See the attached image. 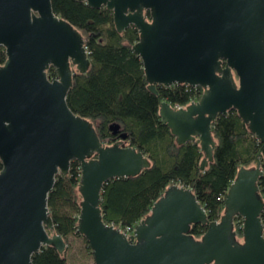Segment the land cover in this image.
<instances>
[{
	"label": "water",
	"instance_id": "95a60500",
	"mask_svg": "<svg viewBox=\"0 0 264 264\" xmlns=\"http://www.w3.org/2000/svg\"><path fill=\"white\" fill-rule=\"evenodd\" d=\"M79 1L105 6L118 32L137 29L132 50L152 93L158 96L156 85L203 88L184 107L166 101L159 107L177 144L199 140L200 169L213 159L212 122L230 109L264 143V0ZM0 46L6 54L0 65V264H33L32 256L47 245L64 253L47 202L56 175L68 174L73 159L80 163L76 231L94 264H264L259 164L239 167L220 219L200 238L189 231L207 224L205 208L178 183L167 186L127 236L103 221L101 189L150 162L124 145L125 134L102 143L94 124L68 106L73 73L90 67L80 31L53 12L51 0H0ZM109 129L115 134L119 125ZM236 216L243 219L241 239Z\"/></svg>",
	"mask_w": 264,
	"mask_h": 264
},
{
	"label": "trees",
	"instance_id": "16d2710c",
	"mask_svg": "<svg viewBox=\"0 0 264 264\" xmlns=\"http://www.w3.org/2000/svg\"><path fill=\"white\" fill-rule=\"evenodd\" d=\"M51 5L57 16L80 31L90 60L86 73L75 71L72 75V86L66 96L68 106L94 124L102 143L110 145L121 139L120 134H125L124 145L142 152L150 162V167L139 174L113 178L102 186L99 206L105 223L120 229L135 226L150 212L167 186L178 183L190 188L205 208L207 224H194L189 231L194 238H200L209 222L220 219L227 189L240 166L260 165L258 187L264 199V143L249 131L235 109L218 115L212 122L211 133L216 143L213 159L200 169L204 153L199 140L177 144L159 115V107L163 101L174 108L184 107L198 100L203 88L156 85L157 96L148 90L141 58L132 50L139 38L133 25L118 32L112 12L105 6L89 7L79 0H51ZM145 15L149 16L148 11ZM5 59V49L0 46V65ZM47 75L55 78V69L50 67ZM112 123L119 125L115 134L109 129ZM79 179L80 163L73 159L68 174H57L48 194L49 214L67 248L71 236H80L76 231ZM261 219L264 227V211ZM242 223L243 219L236 216L238 239L242 238ZM32 263L68 264V260L65 253L60 254L54 246L47 245L32 256Z\"/></svg>",
	"mask_w": 264,
	"mask_h": 264
},
{
	"label": "rangeland",
	"instance_id": "374dc122",
	"mask_svg": "<svg viewBox=\"0 0 264 264\" xmlns=\"http://www.w3.org/2000/svg\"><path fill=\"white\" fill-rule=\"evenodd\" d=\"M64 253L68 264H94L93 255L81 235L70 237V248L66 247Z\"/></svg>",
	"mask_w": 264,
	"mask_h": 264
},
{
	"label": "built area",
	"instance_id": "2783aa9c",
	"mask_svg": "<svg viewBox=\"0 0 264 264\" xmlns=\"http://www.w3.org/2000/svg\"><path fill=\"white\" fill-rule=\"evenodd\" d=\"M180 106H177L176 108H178ZM121 231H123L127 236L132 234L133 230H134V226L132 227H127L126 229H120Z\"/></svg>",
	"mask_w": 264,
	"mask_h": 264
}]
</instances>
